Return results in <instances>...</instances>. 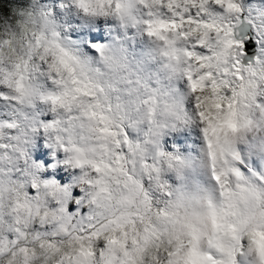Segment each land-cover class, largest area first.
Listing matches in <instances>:
<instances>
[{"label":"snow or ice","instance_id":"snow-or-ice-1","mask_svg":"<svg viewBox=\"0 0 264 264\" xmlns=\"http://www.w3.org/2000/svg\"><path fill=\"white\" fill-rule=\"evenodd\" d=\"M0 264H264V0H0Z\"/></svg>","mask_w":264,"mask_h":264}]
</instances>
